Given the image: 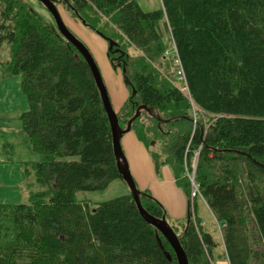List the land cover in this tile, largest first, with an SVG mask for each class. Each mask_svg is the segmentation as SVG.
<instances>
[{
    "label": "trees",
    "instance_id": "obj_1",
    "mask_svg": "<svg viewBox=\"0 0 264 264\" xmlns=\"http://www.w3.org/2000/svg\"><path fill=\"white\" fill-rule=\"evenodd\" d=\"M51 1L107 42L131 90L121 127L146 107L131 132L156 170L172 168L187 197L186 168L198 154L196 182L221 241L196 228L191 208L172 221L142 192L143 208L166 218L189 264H213L221 245L230 264H264V0H161L155 11L137 0ZM55 26L27 0H0L1 80L20 77L30 106L10 118L41 159L25 165L28 178L35 173L30 200L0 204V264H178L131 194L96 205L78 200L125 181L90 68Z\"/></svg>",
    "mask_w": 264,
    "mask_h": 264
},
{
    "label": "crops",
    "instance_id": "obj_2",
    "mask_svg": "<svg viewBox=\"0 0 264 264\" xmlns=\"http://www.w3.org/2000/svg\"><path fill=\"white\" fill-rule=\"evenodd\" d=\"M66 22L74 35L82 41L91 52L107 88L112 108L117 115L120 114L129 97L123 84L122 72L120 70H114L108 58L107 43L102 37L83 27L78 21L71 19ZM2 75L1 73L0 79ZM21 84L22 81L20 77L0 80V100L5 97L16 98L17 100V104H15L10 111L8 108H2L0 114L9 116L29 110V102L21 91ZM16 125L19 126L17 134L14 137L12 134L11 136L6 133L0 135V144L4 145L5 151L23 154L25 157H21V159L18 160L20 161L17 162L18 165L6 164L0 166V204H9L19 199L18 186L24 183V185L27 184L25 179L26 176L23 172L25 168L24 165L41 160L39 156L32 153L29 139L25 138L26 136L24 135L25 133L21 125L15 123L14 127H16ZM20 134H23L25 137H20ZM16 136L20 139V142L23 143L21 149H16L13 145L17 141ZM1 141L3 142L1 143ZM121 145L137 188L143 193L148 192L152 198L159 202L165 209L170 220L181 221L185 219L188 212V197L177 185L172 168L163 166L159 171L156 170V166L148 149L138 139L134 132L125 134L121 139ZM0 148L2 150V147ZM21 150L23 152H20ZM2 169L5 171H2ZM17 181L19 182L15 184ZM10 182H12V184ZM4 188L10 190L4 191ZM212 258L213 264H230L223 245L213 252Z\"/></svg>",
    "mask_w": 264,
    "mask_h": 264
},
{
    "label": "rangeland",
    "instance_id": "obj_3",
    "mask_svg": "<svg viewBox=\"0 0 264 264\" xmlns=\"http://www.w3.org/2000/svg\"><path fill=\"white\" fill-rule=\"evenodd\" d=\"M27 1L33 7V9L44 20L50 21L53 25H55V23L53 21V18L51 17V14L48 12V10L38 0H27ZM137 2L142 7V9L144 11H155V10H159V9L162 8V1L161 0H137ZM54 4H55L56 8L58 9V11H59V13H60V15L62 17V20H63L64 24L66 25V27L68 28L69 31H71V29L68 26L66 21L67 20H71V19L72 20L74 19V20L78 21L83 27L87 28L83 24V22L81 20H79L77 17H75L71 13H69L67 11V8L63 4H59V3H54ZM88 30H90V29H88ZM166 30L167 29L165 28V26L162 25L161 26V31H162L163 38H164L165 41H168L169 37L171 36L170 35L171 33L169 35L166 34ZM108 48H109V46H108ZM130 52L133 55H136V53H137L134 49H131V48H130ZM170 55H171V53H170ZM174 56L178 57L177 54L174 55ZM174 56L172 55V57L175 58L176 65L181 67L179 59L177 60L176 57H174ZM6 57H7V51L4 53V58H6ZM162 71L164 73H167V71L164 68H162ZM1 73L2 74L4 73L2 68H0V74ZM179 73L181 74V78L183 79L182 70ZM121 76H122V80H123V84L125 86L126 92L128 94V97H129L131 95V90H130L129 86L126 84L124 75L122 73H121ZM13 79H16V78H13ZM15 94H16V92H15ZM15 100H16V98L14 99L12 97H5V98L1 99L0 100V110L2 108H8L9 111H10L15 106V104H17V100L16 101ZM3 113H5V112H3ZM6 116H8V115L0 114V135H3L4 133H6L7 135H11L12 134L13 137H14L17 134V132H18L17 129L19 128L18 125H16L17 128L14 127V126H15V123L19 124V122L17 120L13 119V118H10V115L6 119H1V118L6 117ZM20 135H21L20 137H25L26 136V134H24L25 136L23 134H20ZM25 138L28 139L27 136ZM16 140L17 141L13 145L15 146L16 149H21L23 147V143L20 142V139L17 136H16ZM2 142L3 141H1V143ZM3 146L4 145L0 144V147H2V150L0 148V166H4L6 164L18 165L17 162H20L18 160H20L21 157H25V155H23V154L21 155V154H15L14 152L5 151ZM20 152H23V151L21 150ZM195 160L198 161V155L195 157ZM33 162H37V161H33ZM27 168H28V166H27ZM26 170L27 169L24 168L23 172H24V174L26 176L25 179H26L27 186L26 185L24 186L25 183L21 184V186H18L19 199L17 201H15V202H12V203H9V204H21L23 202H28L30 200L31 194L36 191L37 187L35 186V180H34L35 173H31L30 177L28 178V176L26 174L27 173ZM28 170L32 172L33 168L31 166V164L29 165ZM2 171H5V170L2 169ZM190 178L191 177H189V179ZM18 182L19 181H17L15 184H17ZM10 183L12 184V182H10ZM190 183L192 185V182H190ZM195 183L197 185L196 174H195ZM29 184H32V185H29ZM3 190L4 191H9L10 189L4 188ZM128 194H130V189H129L128 185L126 183H124L122 180H117V181H114L110 185V187L107 190H105V191L94 192V193H79L77 198H78L79 201H85V202L87 201L91 205H96L98 203L106 202V201H109V200H112V199H115V198H118V197H121V196H124V195H128ZM204 202L205 201H204V199L202 197L195 199V201H192V199H191V190H190V197H188V210L191 208V213H192L193 221H194V224H195L196 228H198L199 223H201V225H202V226H200L201 228H203L205 230H208L209 232L214 234L216 239H219L221 241V236H220V231H219L218 224H217L216 220L214 219L212 213L210 212V210L206 206L207 205L206 202H205L206 205L204 204ZM6 204H8V203H6ZM188 212H187V215H188ZM187 215H186V218H187ZM185 219H183V220H185ZM199 219H200V221H199Z\"/></svg>",
    "mask_w": 264,
    "mask_h": 264
},
{
    "label": "water",
    "instance_id": "obj_4",
    "mask_svg": "<svg viewBox=\"0 0 264 264\" xmlns=\"http://www.w3.org/2000/svg\"><path fill=\"white\" fill-rule=\"evenodd\" d=\"M38 1L51 14L52 18L55 21L56 28L59 31L60 35L63 38H65L72 46L76 48V50L83 57V59L86 61V63L88 64L90 68V71L100 91L104 109L109 119L111 132H112L114 154L117 160V166H118L119 172L123 180L125 181V183L128 185L130 189V194L132 195L138 207L140 215L143 217V219L148 224L155 227L162 234V236L166 238V240L169 242V244L171 245V247L173 248L175 252L178 264H189L188 257L180 243L178 235L170 227L166 218L158 219L156 217H153L143 208L142 203H141V195L143 193L136 186L133 176L129 170L127 159L122 149V145H121L122 137L131 131V126H132L133 121L139 116L140 111L146 109V107H141L137 111L135 117L128 123L127 127L125 129L122 128L119 123L118 115L112 108L107 88L104 84L100 70L91 52L86 47V45H84L81 41H79V39L71 31L68 30V28L66 27V25L64 24L62 20V17L58 9L56 8L55 4L51 0H38ZM113 44L114 43L111 42V45ZM158 119L162 121L160 118ZM189 224H190V221L187 220L185 233L188 230Z\"/></svg>",
    "mask_w": 264,
    "mask_h": 264
},
{
    "label": "built area",
    "instance_id": "obj_5",
    "mask_svg": "<svg viewBox=\"0 0 264 264\" xmlns=\"http://www.w3.org/2000/svg\"><path fill=\"white\" fill-rule=\"evenodd\" d=\"M197 155L198 154H196V156ZM193 162L194 163L192 164V171H189V168H186V175L188 177L192 178V179L190 178V181L192 182V185H191V188H192L191 189V199H192V201H195V199L201 198L202 194H201V191H200L198 185H196V183H195V174H196L197 161L194 159Z\"/></svg>",
    "mask_w": 264,
    "mask_h": 264
}]
</instances>
